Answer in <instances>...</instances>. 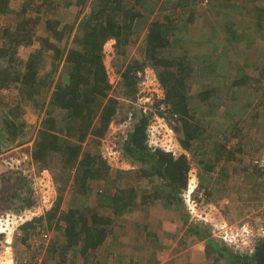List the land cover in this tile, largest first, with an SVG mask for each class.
<instances>
[{
    "label": "rangeland",
    "instance_id": "1",
    "mask_svg": "<svg viewBox=\"0 0 264 264\" xmlns=\"http://www.w3.org/2000/svg\"><path fill=\"white\" fill-rule=\"evenodd\" d=\"M97 1L99 0H82L79 3L78 0H48L39 8L36 4L41 3L42 0H10L5 10L0 11V49L11 45L8 40L9 35L17 29L18 20L25 14L26 18L40 13L42 19L50 18L54 22L58 20L55 25L60 30L57 35H52L49 39L50 44L54 43L58 49L48 50L46 49L48 45H43L46 50L41 49L43 52L40 59L41 76L46 80L47 84L44 86H47L48 90L43 89L41 93L32 92L30 97L29 88L21 81L22 72L17 70L15 72L18 79L20 77V81H8L9 85L0 89V264L30 263L32 258H40L43 264H230L226 258L216 261L213 255L207 254L206 245H200L199 249L196 247L192 250V246L199 244L198 241H203L193 232L192 227L199 228L203 233L209 232L210 237H214L219 244L227 246L230 250L251 254L255 243L259 239H264L262 230L264 228V171L260 170V163L264 160V150H248L243 155L244 159L250 161L253 173L263 177L256 191V196L260 198L244 207L241 196H238V200L235 201L242 208L237 207L240 212L239 214L237 212L235 216L228 213L229 223L227 224H230L228 227H221L223 226L221 218L224 214L216 215V207L208 205L211 189L213 193L217 185L213 175V178L207 179L206 175L210 170L203 166H210L213 163L211 162L214 156L212 149L215 146L227 144L232 149L239 148L238 136L235 137L237 140L233 138L227 140L229 135H223L224 129L235 122L236 118L243 117L248 112H252V115L255 112L264 114V61L261 60L264 59V6H262L264 0H257V2L260 1L261 6L257 5L255 16L251 15L255 23L253 27L250 26L253 28L251 37L253 40L256 38L257 42V45L250 44V48L256 45L257 54L262 58H254L253 55L245 56V58L249 57L247 62L251 63L250 68L259 66L251 71L252 80L246 86H230V82L238 77V74H246V72L236 71V68L230 65V57L226 55L233 42L232 35L228 32L229 29L234 28L232 22L222 23L225 28L222 31V38L219 37L220 31L217 33L215 27L212 29L209 45L213 47H210V52L214 53V48H220V51L217 50V55L198 58L196 47L187 44L190 42V37L185 36L189 26L187 18L197 14L205 19V15L213 14V8H210L214 3L204 6L205 3L202 4V2L205 0H176L172 5H167L169 0H166L159 5L161 0H148V2L142 0L136 9H133L130 8L133 5L131 1H124L131 12H139L141 16H137V19L129 26V20L121 15L118 23L123 26V36L128 34L129 41L118 43L116 38H112L105 43L103 54L112 81L110 93L118 99V110L104 138L100 139L92 133L84 143L86 150L106 157L115 182L94 180L90 186V192L84 194L75 184V169L68 170L69 177L66 182L55 180L52 170H46L45 174L40 175L37 165L32 160L31 151L38 130L47 117V109L55 108L51 96L55 85L67 81L68 53L84 49L82 40L87 31L86 22H91ZM245 13L247 15V12ZM153 20L164 22L170 20V23L176 25L172 27L176 30V33L171 36L173 46L165 53L176 62L182 60L186 68L191 70L188 80L189 93L202 89L192 79H196L198 74L200 77V70L204 64L205 73L211 70L213 62L216 68L219 67V72L215 71L214 79L220 82V87L211 97V103L199 102L197 99L189 100V107L193 113L190 123L198 130L195 132L197 137L192 141L191 151L182 148L180 143L184 136L182 115L174 110L163 112L158 106V102L163 99L159 98L158 94L162 91L159 90L158 93L146 91L147 93L139 96V90L137 91L139 85H136L137 95H134L122 82L121 75L129 62L144 61L148 24ZM192 25L196 31L200 32L203 29L200 22L192 23ZM240 25L244 26L243 23ZM12 47L16 48L17 55L21 59L19 68L25 72V62L35 49L42 48V44L40 41H35L32 45L23 42L17 47L13 44ZM259 47L262 49L259 50ZM253 62L256 65H253ZM201 63L203 65L199 70ZM262 66L263 68L260 69ZM144 69L143 72L149 71L151 77L142 79L146 80V83H142L141 80L139 88L147 89L148 86L155 88L150 84L155 77L159 80L158 73L149 67ZM202 80L205 82L204 77ZM205 114L212 116L204 118ZM142 117L147 118L148 125L151 124L157 128L161 134L169 129L168 138L177 148L173 149L175 155L186 153L190 159L192 169L188 176L192 179L191 181H194L191 183H194L195 189L189 195L187 187L181 193L180 201L169 202L166 194L160 191L161 179L142 175L141 169L149 168V164L133 160L123 152V144L127 143L128 134L134 125L133 121H138ZM11 122L18 126L14 139H10L9 123ZM254 124L264 127V119L256 120ZM253 136L249 135L248 138L252 139ZM239 137L244 140L247 138L243 135ZM255 138L263 141L258 137ZM206 145L207 148H211L207 149ZM52 163L53 167L60 172L62 163L59 156H55ZM214 172H216V165ZM106 185H109L114 192L116 188L133 186L136 193L133 207L119 216H115L109 208L100 207L98 192L101 189L104 191ZM209 187H211L210 190ZM23 188L26 191L32 189L33 195L36 196L34 204L28 209L24 208L26 193L23 192L20 197V190ZM60 196L62 197L60 211L57 212L56 218L50 221L47 214L56 206ZM87 208L92 212L97 211L100 216L112 218L108 225L112 230L107 237L108 240L98 250L88 251L85 254L82 252L81 242L66 250L67 236L64 227L67 224L64 219L58 220V218H61L59 217L62 216L61 212L67 213L70 209L87 212ZM28 210L31 212H27ZM222 212L227 211L221 209ZM20 214L24 217L26 215L29 219L25 223L32 221L33 227L24 229L22 225L25 223L22 224ZM143 225H146L145 229ZM124 228L129 230L128 234ZM133 228L137 229L135 234L139 237V243L136 245L129 237L132 235H129L130 232L134 233ZM44 231L49 233L47 240L42 237ZM224 235L226 240L223 239ZM113 236L115 237L111 239ZM128 238L131 240L129 247L133 248L131 251L133 258H122L125 254L122 249L116 248L119 244L118 240ZM190 253L196 258L190 259L188 256Z\"/></svg>",
    "mask_w": 264,
    "mask_h": 264
},
{
    "label": "trees",
    "instance_id": "2",
    "mask_svg": "<svg viewBox=\"0 0 264 264\" xmlns=\"http://www.w3.org/2000/svg\"><path fill=\"white\" fill-rule=\"evenodd\" d=\"M9 1L0 0V11L5 10ZM47 1L42 0L36 6L40 8ZM81 1L78 0L79 3ZM124 1H97L93 20L86 22L87 31L82 40L84 49L68 53L66 57L68 61L67 81L55 85L51 94L55 108L47 109V117L38 130L31 151L32 160L37 165L40 175L45 174L46 170H52L55 180L66 182L69 177L68 170L75 169V184L84 194L90 192V186L94 180L115 182L106 157L103 154L86 150L84 143L92 133L100 139L104 138L118 110V99L110 93L112 81L103 54L104 45L108 40L116 38L118 43L129 41L128 34L125 37L122 34L123 26L118 23L119 17L122 15L128 19L129 26H131L137 16H141L139 12H131L130 8L136 9L142 0H129L133 3L130 8ZM144 2H148V0H144ZM56 22L58 23V20L54 22L50 18L42 19L40 13L29 15L28 18H26V14L24 17L21 16L17 23V29L9 35L8 40L11 45L0 49V89L8 86V81L19 80L20 77L18 79L16 72L20 71L22 72L21 81L29 88L30 97L32 92L41 93L43 89L48 90L47 86H44L47 84L46 80L41 76L40 59L43 54L41 49H58L54 43L50 44L49 40L52 35H57L60 32L56 28ZM170 22V20L167 22L153 20L148 24L144 61L129 62L121 76L124 86L130 88L131 93L137 95V72L149 67L158 73L159 81L165 90L164 98L159 102L166 103L169 106L168 111L174 110L182 115L184 136L180 143L182 148L191 151L192 141L197 137L195 132L198 131L190 123L193 113L189 107V100L195 98L189 93L188 80L191 70L186 68L185 62L182 60L176 62L165 53L168 48L173 46L171 36L176 33V30L172 28L176 25ZM35 41H40L42 48L35 49L30 54L25 62V72H23V69L19 68L21 59L17 55L16 48L12 45L17 47L23 42L32 45ZM43 45H48V48L44 49ZM211 73V70L206 72V74ZM248 81V79H242L240 83L236 81L235 84L241 85ZM217 92L215 89L205 90L202 93L204 94L202 98L207 99ZM9 124L10 139H14L18 126L13 122ZM133 124L132 130L128 134L127 143L123 144L124 154L129 155L133 160L149 164V168L141 169L142 175L161 179L162 184L158 186L160 191L166 194L169 202L182 200L181 193L188 187V175L192 169L188 155L181 153L176 156L173 152L150 147L147 143V118L142 117L138 121L134 120ZM55 156H59L62 163L60 172L56 170V167H53L52 162ZM21 184L26 185V183ZM24 189L20 190L21 196L19 194L18 196L22 197L23 192L26 193L24 208L28 209L34 204L36 196L33 195L32 189L31 191ZM101 191L102 189L98 192L99 206L111 209L115 216L124 214L135 204L136 193L133 186L116 188V192H114L109 185H106V189ZM18 196L16 197L18 198ZM61 199L60 196L56 206L48 212L47 217L50 221L55 219L57 212L60 211ZM61 214L62 216L60 215L61 218L58 220L64 219L67 224L64 227L67 236L66 250L81 242L84 254L88 251H95L104 244L112 231L108 227L112 218L100 216L97 211L92 212L88 208L87 212L70 209L67 213L61 212ZM22 226L24 229L33 227V222L27 221ZM192 230L200 240H205L206 253L213 255L216 261L226 258L230 264H264L263 238L255 243L251 254L241 253L219 244L214 237H210L209 232L203 233L197 227H192Z\"/></svg>",
    "mask_w": 264,
    "mask_h": 264
},
{
    "label": "crops",
    "instance_id": "3",
    "mask_svg": "<svg viewBox=\"0 0 264 264\" xmlns=\"http://www.w3.org/2000/svg\"><path fill=\"white\" fill-rule=\"evenodd\" d=\"M163 1L166 0H161L159 2V5H161ZM175 1L176 0H169V2H167V5H172ZM203 3H205L204 6H208L209 4L214 3L213 6H211L210 8V9L213 8L212 9L213 14H211L210 16L205 15V19L203 18V16L201 17L200 15L197 14L191 15L187 18L189 26L185 31V36L190 37V42L187 44H191L193 45V47H196L195 50L198 51L197 52L198 58L217 55V52L220 51V48L218 49L214 48V53L210 52V47H213L212 45H209L213 33L212 29H214L215 27L217 29V33L218 31H220L219 37L222 38L223 37L222 31L225 29L222 23L230 24L232 22L234 24L233 26L234 28L233 30L229 29L228 32L232 35L233 42H232V47H229L230 51L227 52L226 55L230 57L231 59L230 65L233 68L235 67L236 71L246 72V74L243 73L238 74V77H236L235 79H233L232 82H230L231 83L230 86H236L235 82L237 81V83H240V80L242 79H248L249 81L247 83H243V84L241 83L240 86L248 85L252 80L251 71L255 70L254 67L259 68V66H252L250 68L251 63L247 62V59L249 57L245 58V56L253 55L254 58L256 57L262 58V56L257 54L256 38H254L253 40L251 37V35H253L252 34L253 28L251 27H253V24L255 23L254 20H252L253 17L251 15L255 16L256 8L258 7L257 5H260L259 4L260 1L257 2V0H205L202 2V4ZM262 6H264V4H262ZM245 12H247V15ZM197 22H200L203 26V29H201L200 32L196 31V28L194 27V25H192V23H197ZM240 23H243L244 26H241ZM246 23L249 25H247ZM224 38L226 40V37ZM187 44L186 47H188ZM250 44H256V45H252V48H250L251 47ZM258 49L261 50L262 48L259 47ZM256 60L258 61V58ZM261 60L264 61V59ZM202 65H203L202 63L199 65V70ZM253 65H256V63L253 62ZM203 67L200 70V74H201L200 77L198 74L196 79L193 80L191 78L194 83H197L202 88L201 90L198 89L197 91L190 93L195 97L191 100L193 101L197 99L199 102L207 101L206 103L210 104L211 97L207 99L202 98V96L204 95L202 93L208 89H215L216 91L217 88L220 87L219 86L220 82L214 79L216 76L215 71L218 70L219 67L216 68L213 62L211 67L212 75L206 74L204 72ZM262 68L263 66L260 69ZM202 77H204L205 82H203ZM211 116H212L211 114H205L204 118H209ZM262 119H264V114L260 112H255L253 113V115L252 112H248L247 115L240 118H236L235 122H233L230 126H227L224 129L223 135L225 136L229 135V138L227 140H230V138L237 140L236 138L238 136V138L240 139L239 148L236 147L238 149L235 151L236 148L232 149L227 144L226 145L222 144L221 146H215L214 149H212L214 151V156L211 158L212 159L211 162L213 163L210 166L209 165L203 166V168L210 170V172L207 173L206 175L207 179L210 177L213 178L214 176L216 180L217 187L214 188L213 193L211 187H209V190L211 189L212 197L211 196L209 197L208 205L209 206L213 205V207H216V210L219 211V212L216 211V215L224 214V216H222L223 218H221V222L223 223L222 224L223 226L221 227L230 226V224L229 225L227 224L229 223V220L227 221V219H229L228 215L231 214L232 216L233 215L235 216L236 213L238 212L237 207L242 208V206H240L236 202L238 200V196H241L244 207L249 206L253 200L255 199L259 200L260 198L256 196V191L260 186L259 181L261 182V180H263L262 179L263 177L261 178L259 174L253 173V168L251 167L250 161L244 159L243 155L248 150L249 151L264 150V127H259L257 124H254V121L256 120L261 121ZM224 123L226 124V122ZM240 135L246 136L247 138L244 140L241 137H239ZM249 135H254L255 137H258V139H263V141L262 140L258 141L254 136L252 139H249L248 138ZM237 153H240L241 156L240 154ZM235 156H237V158H235ZM215 165H216V172H214ZM209 195L210 192L208 193V196ZM221 209H225L227 212L221 213ZM134 228H133L134 233L130 232L129 235L131 234L132 235L131 236L128 235V236L133 241V244L136 245L137 243H139V237L137 234H135V231L137 229ZM145 228L146 225H143V229ZM124 230L128 234L129 230L125 228ZM115 236L111 237V239L114 238ZM130 239L128 238L126 240L125 239L118 240L119 244L116 248H119V250L122 249L125 254V256H122V258H133V255L131 254L133 248L129 247L130 245L129 242L131 241ZM107 240L108 238H106L105 242ZM197 243L199 244L192 246V250L195 249L196 247H198L199 249L200 245H206L205 240L198 241ZM188 256L190 257V259L196 258L194 255H192V253L188 254Z\"/></svg>",
    "mask_w": 264,
    "mask_h": 264
},
{
    "label": "built area",
    "instance_id": "4",
    "mask_svg": "<svg viewBox=\"0 0 264 264\" xmlns=\"http://www.w3.org/2000/svg\"><path fill=\"white\" fill-rule=\"evenodd\" d=\"M137 77H138V85L140 86L141 85V80L142 79H144V78H150L151 76L149 75V71H147V72H143V71H138L137 72ZM142 83H146V80H142ZM150 85H153V86H155V88H151V86H148V88L147 89H140L139 88V86H138V90H139V96H141V94L142 93H147V92H150V93H158V91L159 90H161L162 91V93H159L158 95V97L159 98H164L163 97V93H164V88L162 87V85H161V83L159 82V80L157 79V77H155V79H154V81L152 82V84H150ZM147 91V92H146ZM158 106H159V108L163 111V112H168V109H169V106L166 104V103H164V102H158ZM130 119H132V117H130ZM164 120V119H163ZM164 122H165V120H164ZM165 124L167 125V126H169L168 125V123L167 122H165ZM169 129H167L166 131H165V133H163V134H161L160 133V131L157 129V128H155V127H153L151 124L150 125H148V127H147V143H148V145L150 146V147H153V148H161V149H163V150H165V151H168V152H173L174 153V150L173 149H177L176 147H175V145H173L172 144V142H171V139H169L168 137H169ZM165 138H167V139H165ZM172 146V147H171ZM171 147V148H170ZM175 154V153H174ZM260 170L261 171H264V160L263 161H261V163H260ZM192 179H189V183H188V194L189 195H191L192 194V190L193 189H195L194 188V183L192 184L191 182H194V181H191ZM194 191V190H193ZM33 209H36V208H33ZM32 209V210H33ZM27 212H31V210H28ZM36 212H34V214H35ZM44 213V212H43ZM42 213V214H43ZM19 218L20 219H22V224L23 223H25V221L27 220V219H29V218H26V215H25V217L24 216H22L21 214L19 215ZM262 230H263V233H264V228H262ZM225 233H227V232H225ZM228 234V233H227ZM42 237L45 239V240H47L48 239V237H49V233L48 232H42ZM223 239H227L226 238V236L224 235L223 236ZM237 245H240V244H237ZM236 248V247H235ZM251 252H252V250H251ZM32 262H30V263H27V262H23L22 264H43V262L41 261V259L40 258H32V260H31Z\"/></svg>",
    "mask_w": 264,
    "mask_h": 264
}]
</instances>
